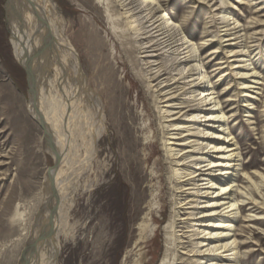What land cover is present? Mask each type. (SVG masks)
<instances>
[{"label":"rangeland","instance_id":"rangeland-1","mask_svg":"<svg viewBox=\"0 0 264 264\" xmlns=\"http://www.w3.org/2000/svg\"><path fill=\"white\" fill-rule=\"evenodd\" d=\"M219 1L201 4L196 0H165L162 4L165 13L186 30L188 39L198 44L208 72L222 62L224 71L229 70L222 74L234 75V58L221 53L210 55L227 45L222 40V14L214 11ZM228 1L235 8L229 11L244 30L242 40L251 48L248 69L257 74L256 79L244 81L252 86L247 93H243L239 76L220 77L216 73L212 82L228 113L229 128L242 147L246 168L239 176L249 187L252 176L254 183L264 176V0L253 2V6L254 0ZM55 3L59 27L78 55L84 82L81 86L69 78L67 90L54 85L51 94L60 104L64 96L82 87L76 98L85 101V112L96 113L101 105L104 117L95 148L77 142L74 154L84 164L83 175L68 172L61 178L64 218L56 264H160L166 255L168 232L185 234V239L192 228L188 222L177 221L168 229L178 199L174 180L170 179L174 165L164 147L166 124L158 109L165 110L166 104H160L162 95L158 98V93L148 90L136 76L109 28L103 4L97 0ZM7 4L8 0H0V264H25L26 245L43 209L54 159L47 151L44 130L30 114V85L14 55ZM49 76L55 78V72ZM31 92L33 95L32 86ZM245 173L251 180H244ZM52 177L59 180L56 175ZM244 191L249 189L244 186ZM251 207L235 224L241 235L239 242H247L241 256L243 264H264V226L252 222V212H248ZM190 212L182 210L176 219ZM45 250L50 253V244ZM180 252L179 247L175 255H170V260L176 259L174 264L181 263ZM188 262L185 258L181 264Z\"/></svg>","mask_w":264,"mask_h":264},{"label":"bare ground","instance_id":"bare-ground-1","mask_svg":"<svg viewBox=\"0 0 264 264\" xmlns=\"http://www.w3.org/2000/svg\"><path fill=\"white\" fill-rule=\"evenodd\" d=\"M41 1L8 0L7 4L14 55L29 74L30 114L44 130L47 151L59 164L55 172L59 178L55 205L48 188L43 209L26 245L25 264H56L64 218L61 197L64 181L61 178L68 172L83 175L84 164L74 154L78 149L77 142L81 140L83 145L95 148L102 135L104 121L101 105L97 104L96 113L87 114L85 101L77 99L84 82L78 55L59 27L60 15L55 0ZM97 1L105 6L109 28L130 59V66L138 79L148 90L158 93V98L162 95L160 104H166L165 110L163 107L158 109L166 124L163 126V133L167 135L163 139L164 147L171 165H174L170 179L174 180L172 183L178 199L174 220H170L168 229L173 228L177 221L181 224L188 222L192 228L186 232L190 233L187 240L183 238L185 234L168 232L166 255L160 264H174L176 259L170 260V255H175L179 247L182 250L181 263L185 258H188V264L245 263L241 255L247 242H239L238 236L241 235L237 233L235 224L239 215L252 206L248 211L252 212V222L264 226V176L259 183H254L252 176L249 187L240 180L239 172L246 168L242 164V147L229 128L228 113L222 107L212 82L216 73L220 77L239 76L243 93H247L252 86L244 81L256 79L257 73L248 69L247 57L252 52L242 40L244 30L229 11L235 9L234 5L228 0H220V5L214 10L220 12L218 15L222 14V31L225 32L222 40L227 45L210 54H228L227 58H234L235 66L231 70L237 73L233 75L222 74L228 70L224 71L222 62L216 65V70L208 72L196 47L198 44L189 40L183 26L165 13L162 4L165 0ZM259 1L262 0L252 1V6L255 5L253 2ZM51 71L55 72L53 79L49 76ZM69 78H74L81 88L66 93L69 97L64 96V102L59 104L51 94L52 89L56 85L61 91L67 90ZM98 124L101 125L98 127ZM150 135L153 137L152 131ZM176 146L182 148L177 149ZM245 174L244 180H251L249 174ZM244 186L249 192L244 191ZM52 205L54 215L50 210ZM182 210L191 212L177 220ZM165 214L166 211L164 218ZM45 230L48 234L44 235ZM48 244L49 254L45 250Z\"/></svg>","mask_w":264,"mask_h":264},{"label":"water","instance_id":"water-1","mask_svg":"<svg viewBox=\"0 0 264 264\" xmlns=\"http://www.w3.org/2000/svg\"><path fill=\"white\" fill-rule=\"evenodd\" d=\"M25 71H26V69H25ZM26 74H27V77H28V81H29V74H28V72L26 71ZM58 166H59V164H58V162H54V164H53V166L50 168V170H49V190H50V194H51V199H52V203H53V201H54V205H55V199H56V181L53 179V175H55V172H56V170L58 169ZM54 205H52L51 207H50V210L52 211L51 213L53 214L54 213V211L53 210H55V208H54ZM54 215V214H53ZM52 219L53 218H51L50 219V225L52 224ZM45 234H48V233H46V230L44 231V235Z\"/></svg>","mask_w":264,"mask_h":264}]
</instances>
